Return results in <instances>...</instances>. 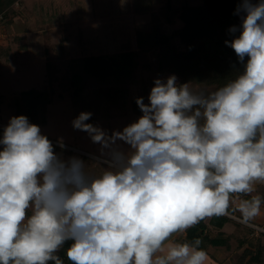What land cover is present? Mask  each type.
Masks as SVG:
<instances>
[{
    "label": "clouds",
    "instance_id": "1",
    "mask_svg": "<svg viewBox=\"0 0 264 264\" xmlns=\"http://www.w3.org/2000/svg\"><path fill=\"white\" fill-rule=\"evenodd\" d=\"M236 14L225 44L243 67L224 85L207 92L157 78L148 103L136 99L142 115L111 135L87 123L91 112L73 119L101 146L99 171L63 159L26 116L9 119L0 138V264H65L61 250L69 264H206L199 240L171 238L226 215L234 194L264 183V0H239ZM262 203L242 200V221Z\"/></svg>",
    "mask_w": 264,
    "mask_h": 264
},
{
    "label": "rangeland",
    "instance_id": "2",
    "mask_svg": "<svg viewBox=\"0 0 264 264\" xmlns=\"http://www.w3.org/2000/svg\"><path fill=\"white\" fill-rule=\"evenodd\" d=\"M16 3L0 17V138L11 117L26 115L15 106V99L21 93L31 89L52 91L47 123L40 127L42 134L63 159L76 156L99 171L105 166L101 146L93 143L86 132L72 126L79 113L73 106V90L68 85L75 71L74 62L88 56L137 51L136 81L125 88L126 93L116 100L115 106L106 97L107 92L91 80L86 92L88 103L96 102L101 106L91 124L109 135L121 131L142 115L135 106L136 99L143 97L148 103L154 80L173 75L157 68L158 51L138 50L137 33L157 25L160 31L173 34L184 27L179 19L180 9L201 5L203 0H17ZM174 41L178 49L183 50L180 40L175 38ZM177 82L184 84L179 77ZM190 85L194 89L202 88L194 83ZM117 143L122 150H128V145ZM263 191L264 183H257L251 194H234L230 204L236 208L235 214H226L254 231L249 237L253 250L244 254L247 246L241 249L235 244L232 251L207 246L206 264H244L256 253L255 247L264 244V237L259 236L264 233V204L259 215L247 223L242 221L239 211L242 200L261 196ZM205 219L208 221L210 217ZM225 230L231 232L233 228ZM208 232L211 236L217 234L215 229ZM185 235L186 231L175 234L170 243H179ZM261 264H264V254Z\"/></svg>",
    "mask_w": 264,
    "mask_h": 264
},
{
    "label": "trees",
    "instance_id": "3",
    "mask_svg": "<svg viewBox=\"0 0 264 264\" xmlns=\"http://www.w3.org/2000/svg\"><path fill=\"white\" fill-rule=\"evenodd\" d=\"M17 0H0V13H3ZM255 2V0H254ZM239 0H203L198 6H184L179 11V19L184 27L173 34L160 31L157 25L152 29L140 30L137 33L139 51H158L156 66L161 72H168L181 79V83H194L201 85L207 92L224 85L227 81L242 71V65L238 62L234 50L225 44L230 40L229 29L240 23L236 8ZM175 38L180 40L184 47L179 50L175 44ZM137 51L119 52L112 55L88 56L74 62L75 71L71 76L70 88L73 90V106L77 108V116L81 112H91L92 116L87 121L95 120V114L99 113L100 104L88 103L86 94L90 80L106 91V97L113 106L117 99L123 98L125 88L136 81L135 70L137 67ZM73 65V62H72ZM52 72L49 65L48 73ZM53 92L31 89L21 93L15 99L18 112H26L29 122L39 127L46 125L47 106L51 103ZM137 108V104L135 105ZM264 200V191L261 196ZM264 204V203H262ZM236 208L231 204L228 213L233 215ZM233 228L231 232L225 228ZM209 229H215V236L209 235ZM254 231L226 215L212 216L207 221L199 223L186 231V235L178 240L179 243H192L195 240L201 242L204 250L207 246L233 250L235 244L238 248L247 246L245 253L252 251L253 245L249 244L250 235ZM264 237V233H260ZM71 244L68 241L63 246L67 249ZM249 259L244 264H261L264 254V244L257 245ZM66 260L64 250L59 253Z\"/></svg>",
    "mask_w": 264,
    "mask_h": 264
},
{
    "label": "crops",
    "instance_id": "4",
    "mask_svg": "<svg viewBox=\"0 0 264 264\" xmlns=\"http://www.w3.org/2000/svg\"><path fill=\"white\" fill-rule=\"evenodd\" d=\"M16 2H17V1H16ZM16 2H15V3H16ZM15 3H14V4H15ZM14 4H13V5H14ZM16 4H17V3H16ZM13 5H12V6H13ZM4 12H5V11H4ZM4 12H3V13H0V17L4 14ZM225 231H226V230H225ZM227 232H228V231H227ZM216 248H219V247H216Z\"/></svg>",
    "mask_w": 264,
    "mask_h": 264
}]
</instances>
